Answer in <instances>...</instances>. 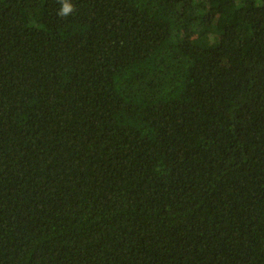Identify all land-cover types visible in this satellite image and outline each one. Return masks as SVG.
Masks as SVG:
<instances>
[{"label": "trees", "instance_id": "trees-1", "mask_svg": "<svg viewBox=\"0 0 264 264\" xmlns=\"http://www.w3.org/2000/svg\"><path fill=\"white\" fill-rule=\"evenodd\" d=\"M60 2L0 0V264H264V0Z\"/></svg>", "mask_w": 264, "mask_h": 264}, {"label": "clouds", "instance_id": "clouds-1", "mask_svg": "<svg viewBox=\"0 0 264 264\" xmlns=\"http://www.w3.org/2000/svg\"><path fill=\"white\" fill-rule=\"evenodd\" d=\"M74 11V5L69 3L68 0H61L60 8L57 11V15L63 18L68 17Z\"/></svg>", "mask_w": 264, "mask_h": 264}, {"label": "rangeland", "instance_id": "rangeland-1", "mask_svg": "<svg viewBox=\"0 0 264 264\" xmlns=\"http://www.w3.org/2000/svg\"><path fill=\"white\" fill-rule=\"evenodd\" d=\"M212 36L206 32H200V31H195V32H189L188 39L190 41H201L205 38H211Z\"/></svg>", "mask_w": 264, "mask_h": 264}]
</instances>
